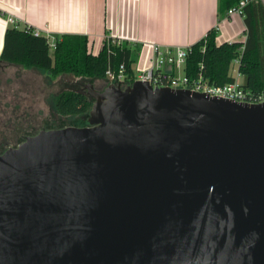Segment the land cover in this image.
<instances>
[{
	"label": "water",
	"instance_id": "water-1",
	"mask_svg": "<svg viewBox=\"0 0 264 264\" xmlns=\"http://www.w3.org/2000/svg\"><path fill=\"white\" fill-rule=\"evenodd\" d=\"M83 89L86 126L0 153V264H264V102Z\"/></svg>",
	"mask_w": 264,
	"mask_h": 264
},
{
	"label": "trees",
	"instance_id": "trees-1",
	"mask_svg": "<svg viewBox=\"0 0 264 264\" xmlns=\"http://www.w3.org/2000/svg\"><path fill=\"white\" fill-rule=\"evenodd\" d=\"M239 1L219 0L217 23H220L226 17L227 11L237 6ZM241 17L244 25L243 42H225L218 45L215 41L217 27H213L203 38L190 46L184 67V74L189 81L201 76L212 86L233 83V61L238 59L236 70L244 80L241 87L254 98L264 96V5L261 0H250L243 7ZM137 47L127 42L120 45L103 42L97 54H93L86 36L62 35L54 39L51 49L49 39L45 36H34L20 24L9 25L3 35L0 77L6 68L14 67L31 74H43L50 81L69 75L89 82L95 90L102 91L107 86L105 73L108 69L116 70L123 64L127 79L133 78L131 66ZM132 54H135L134 59ZM96 81L101 83L98 88L94 86ZM131 84L132 82H126L122 88ZM50 102L52 114L60 118L83 117L86 120L92 106V100L84 89L59 91L50 98ZM51 125L45 128L41 124L40 129L33 127L30 133L20 132L17 141L21 143L25 137L35 135L43 128L60 129Z\"/></svg>",
	"mask_w": 264,
	"mask_h": 264
},
{
	"label": "crops",
	"instance_id": "crops-1",
	"mask_svg": "<svg viewBox=\"0 0 264 264\" xmlns=\"http://www.w3.org/2000/svg\"><path fill=\"white\" fill-rule=\"evenodd\" d=\"M219 0H0V53L12 17L25 27L47 29L49 42L62 35L86 36L97 54L105 37L137 45L133 70H144L152 46L188 47L217 27L216 44L243 42L242 17L217 23ZM264 5V0H261ZM52 49V48H51ZM145 58L142 60L141 57ZM236 67L232 74L236 76ZM238 77H241L240 75ZM237 80V79H236Z\"/></svg>",
	"mask_w": 264,
	"mask_h": 264
},
{
	"label": "rangeland",
	"instance_id": "rangeland-1",
	"mask_svg": "<svg viewBox=\"0 0 264 264\" xmlns=\"http://www.w3.org/2000/svg\"><path fill=\"white\" fill-rule=\"evenodd\" d=\"M134 55L132 54L133 59ZM144 58L141 57L142 60ZM135 63L134 60L132 70L137 67ZM236 79L240 85L244 81L242 77ZM87 83L89 82L69 75L50 81L43 74L36 72L31 74L14 67L6 68L0 77V151L16 145L20 132L30 133L33 127L40 129L41 124L45 128L50 127V124L51 127L58 128L86 126L83 117L54 116L51 112L50 98L62 90L83 89ZM100 84L98 81L94 82L97 88Z\"/></svg>",
	"mask_w": 264,
	"mask_h": 264
},
{
	"label": "built area",
	"instance_id": "built-area-1",
	"mask_svg": "<svg viewBox=\"0 0 264 264\" xmlns=\"http://www.w3.org/2000/svg\"><path fill=\"white\" fill-rule=\"evenodd\" d=\"M250 0H240L238 5L229 9L226 13L225 18L232 16H242L243 7ZM7 26H17L19 23L12 17H6ZM26 31H31L34 36H45L49 39V32L47 29L40 30L38 28H30L25 26ZM105 43L113 45H120L121 41L113 39L111 37L104 38ZM50 47L53 48L54 43H50ZM190 52V46L188 47H160L157 45L152 46V56L149 60L148 66L141 71L134 73L133 78L127 79L125 74V67L123 64L119 65L116 70L108 69L105 73L107 85H125L126 82L140 81L148 83L152 87H169L172 89H187L193 92L204 93L209 97L223 98L227 100H233L237 102H248V103H261L264 102V96L259 95L254 98L251 93L245 91L238 82L223 85V86H212L207 84L201 76H198L196 80L189 81L184 74L185 59L187 54ZM239 65V60L233 61V67ZM181 71V74H179ZM236 76L239 73L236 72ZM254 99V100H253Z\"/></svg>",
	"mask_w": 264,
	"mask_h": 264
}]
</instances>
